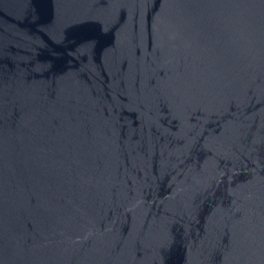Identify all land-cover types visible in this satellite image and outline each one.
Returning <instances> with one entry per match:
<instances>
[{
	"label": "water",
	"instance_id": "water-1",
	"mask_svg": "<svg viewBox=\"0 0 264 264\" xmlns=\"http://www.w3.org/2000/svg\"><path fill=\"white\" fill-rule=\"evenodd\" d=\"M0 264H264V0H0Z\"/></svg>",
	"mask_w": 264,
	"mask_h": 264
}]
</instances>
